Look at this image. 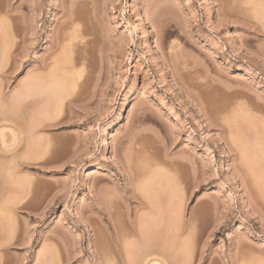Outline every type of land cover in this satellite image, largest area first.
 I'll return each instance as SVG.
<instances>
[{"label":"rangeland","instance_id":"1","mask_svg":"<svg viewBox=\"0 0 264 264\" xmlns=\"http://www.w3.org/2000/svg\"><path fill=\"white\" fill-rule=\"evenodd\" d=\"M0 38V264H127L145 185L190 230L140 263L264 264V0H0ZM82 48L61 98L20 97Z\"/></svg>","mask_w":264,"mask_h":264},{"label":"bare ground","instance_id":"2","mask_svg":"<svg viewBox=\"0 0 264 264\" xmlns=\"http://www.w3.org/2000/svg\"><path fill=\"white\" fill-rule=\"evenodd\" d=\"M263 1V0H262ZM262 6H263V4H261ZM260 6V5H259ZM256 7V6H255ZM262 9H263V7H262ZM255 11H257V8L255 9ZM263 16V15H262ZM152 22H153V25L154 26H156V23L152 20ZM1 39V38H0ZM1 41H2V39H1ZM3 42H1L0 43V52L2 53V55H4V54H7V51L9 50H7L6 48H3V47H5V46H2L3 44H2ZM2 44V45H1ZM2 46V47H1ZM6 52V53H5ZM4 53V54H3ZM87 54H88V52L85 50V49H79L78 50V52H77V54H76V56L75 57H67V56H65L64 54H62V55H60V56H56V57H52V61L50 62L49 60V58H46V59H43L42 60V62L35 68V71H33V75H31V83H30V81L29 80H27V82L29 83L28 85L26 84H24V85H22V88H21V90H20V97H24L25 95H27V92H28V89H29V87L31 86H33V87H36L38 90H42L43 92H47L46 90H49V91H51V93L53 92V94H55L57 97H59V98H61L62 97V89H63V83H62V79H65V78H67L68 80H71V79H74V74H76V73H74V68H75V63H76V61H79V62H83V61H85L86 60V58H87ZM1 55V54H0ZM1 55V56H2ZM51 58V57H50ZM35 72V73H34ZM71 78V79H70ZM23 84V83H22ZM33 87H32V89H33ZM37 90V91H38ZM36 91V92H37ZM31 92V91H30ZM1 94V93H0ZM8 116V115H7ZM33 119V118H32ZM29 122L30 123H28V125H26V126H28V129L27 130H29L30 131V134H32L33 136L34 135H36V133H37V131H38V128L40 127V125H41V123H39V121H36V120H29ZM50 126V125H49ZM27 128V127H26ZM3 128H2V132H1V134L2 133H4L3 132ZM29 134V135H30ZM15 136L17 137V135L15 134ZM38 136V135H37ZM0 137H1V135H0ZM4 137H5V135L4 134H2V141L4 142ZM3 145H4V143H3ZM1 146V145H0ZM1 148V147H0ZM18 155V154H17ZM0 157H1V155H0ZM9 157V156H8ZM15 158V156H13V159ZM8 159V158H7ZM10 159H11V157H10ZM12 159V160H13ZM1 160H3V157H2V159ZM21 160V159H20ZM5 161H6V159H5ZM9 161V160H8ZM3 162V161H2ZM14 162H15V160H14ZM13 162V163H14ZM20 162V161H19ZM9 163V162H8ZM3 165V164H2ZM4 165H5V163H4ZM7 165V164H6ZM10 165V164H9ZM16 165H17V163H16ZM15 165V166H16ZM13 169V168H12ZM10 170V172L12 171L13 172V170L15 169H13V170ZM5 170V169H4ZM144 171V170H143ZM148 171V170H147ZM14 174H12V176H13ZM149 175H150V171H149ZM167 183V182H166ZM146 184V183H145ZM148 185V184H147ZM166 185H168V184H166ZM143 185L141 184L140 185V187H142ZM146 186V185H145ZM144 186V188L143 189H141V188H137V189H140V191L139 190H137V189H134V190H132L133 191V194H131V196L127 199V203H128V206H127V208H128V210H129V214H133V212L134 213H136V215H137V213H139L140 212V210H142V209H148V211L147 212H145V213H142V214H140V215H138L137 216V221H136V226H135V224H132L133 225V227H132V225H131V231H133L132 229L135 227V230L134 231H136V232H134L133 231V236L135 235L136 237H135V239H133L132 238V240L134 241V244L132 243V240H131V242L129 241V239L131 238V237H129V239L127 238V241H124V240H126L125 239V237H127V236H129L128 234H130V233H126V232H129V231H127L125 228V230H126V232L125 233H123L122 232V236H120L119 237V240H121V243H119V245L121 244V246H122V250L121 251H124V256H126V257H124V258H126V260H127V264H136V262H138L139 264H142V263H140V262H142V261H145V259L147 260V256L149 257V256H151L152 255V251H150V249L152 250L153 249V247H154V249H156L157 248V246H156V248H155V246H154V244H153V242H152V244H151V242H150V240L151 241H153L155 238L157 239V242H156V240H154L155 241V243H157L158 244V237L156 236V233H157V231H159V230H163V229H165V232H167L166 233V237H167V234H170V237L168 236V238L166 239V237L164 238L165 240H162L163 239V232H164V230L162 231H160V232H162L161 233V235H160V232H159V236H160V241L162 240V244H161V242H160V244H161V247H162V245L163 246H166V247H164L165 249L166 248H168L167 249V251H169L170 252V250L171 249H174L175 247H177L178 245H180L179 243V241L181 240V239H179L181 236L180 235H182L184 232H186L185 230H186V227L187 226H185V223L184 222H180V220H178V218H181L182 219V216L181 217H176L175 216V213H177V211L179 210V207H178V203L179 202H177L178 200V196L179 197H181L180 195H178L179 193H177V196H176V193L174 194V192L172 193L171 192V194L169 193V197H168V201H167V207L168 208H170V211H169V219L167 220V223L165 224V222H163L162 221V217H163V215H162V209H163V207H161L162 206V200L161 199H159L160 198V196H162V195H160L159 196V193L161 192V190L160 191H158L157 192V190L155 189V191L157 192H150L149 190H153V189H151L150 187H148V188H150V189H146V193H148V195L146 194V193H144L143 194V192L144 191H141V190H145V187ZM149 186V185H148ZM152 187V186H151ZM164 187H165V185H164ZM171 187V186H170ZM136 188V187H135ZM167 188V187H166ZM178 189V188H177ZM135 190H137V192L135 191ZM172 190V189H171ZM173 191V190H172ZM142 192V193H141ZM162 192H163V190H162ZM138 193V194H137ZM153 193V194H152ZM158 196H157V195ZM168 195V194H167ZM166 195V196H167ZM159 197V198H158ZM3 199V198H2ZM167 199V198H166ZM166 199H165V202H166ZM4 200V199H3ZM5 201V200H4ZM0 203H2V201L0 200ZM134 204V203H136V205L134 206V205H132L131 206V204ZM5 204V206L7 205V203H4ZM4 204H3V206H4ZM169 205V206H168ZM1 204H0V208H1ZM181 206V205H180ZM177 207H178V210L176 211V209H177ZM181 208V207H180ZM2 210H4V209H2ZM1 210V211H2ZM127 210V211H128ZM109 212H111L110 210H109ZM108 211L105 213L106 214V216L108 215V217H106L105 216V218H110L111 217V213H109ZM114 217V216H113ZM112 219V218H111ZM110 219V220H111ZM164 220V219H163ZM116 221V220H115ZM112 222H113V219H112ZM118 222V221H117ZM134 222V221H133ZM132 222V223H133ZM163 223L165 224V225H163ZM117 226V227H116ZM118 226H120L121 227V224L120 225H118V224H116L115 225V230L116 229H118ZM119 227V228H120ZM128 227V226H127ZM149 227H151V228H153L154 229V227H158V228H160V229H158V228H156V230H155V232H154V234H155V238L153 237V240H152V238L150 239V238H148V236H150V235H154V234H152V230L149 228ZM123 228V227H122ZM121 228V229H122ZM121 229H119L118 231H117V233L118 232H121L122 230ZM151 230V233H150V230ZM187 229H188V227H187ZM147 230H149L148 232H149V234L147 233ZM167 230V231H166ZM190 230V228L187 230V231H189ZM124 231V230H123ZM165 232H164V235H165ZM125 234H127V236H125ZM186 234V233H185ZM148 235V236H147ZM158 235V234H157ZM125 236V237H124ZM184 236V235H183ZM122 237H124V240H122ZM183 238V237H182ZM118 240V241H119ZM184 240V239H183ZM129 241V242H128ZM1 242V241H0ZM181 243H182V240H181ZM2 244V243H1ZM1 244H0V246H1ZM118 244V243H117ZM134 245H136V246H134ZM149 245L151 246V247H149ZM114 246V245H113ZM133 246V248H130V247H132ZM138 248L139 249V251L140 252H142L143 250L146 252V249H149L148 250V252L150 253H145L144 251V253L142 254V253H140L139 251H137L140 255L139 256H137L136 257V250L134 249V248ZM160 247V246H159ZM158 247V248H159ZM114 248V247H113ZM121 248V247H120ZM136 248V249H137ZM163 248V247H162ZM133 249L135 250L134 252V254H133ZM161 249V248H160ZM165 249H163V250H165ZM170 249V250H169ZM115 250V249H114ZM157 250H159V249H157ZM157 250H155V252L156 253H158L157 252ZM162 250V249H161ZM162 250V251H163ZM154 251V250H153ZM174 251H175V249H174ZM173 251V252H174ZM165 251H163V254H165L164 253ZM169 252H168V254H169ZM172 252V251H171ZM172 252V253H173ZM160 253V252H159ZM162 253V252H161ZM167 253V252H166ZM147 254V255H146ZM149 254V255H148ZM171 254V253H170ZM169 254V255H170ZM135 255V256H134ZM155 255V254H154ZM174 255H175V253H174ZM156 256H158V255H156ZM161 256V255H160ZM159 256V257H160ZM167 256V255H166ZM138 257H140V258H138ZM173 257V256H172ZM171 257V258H172ZM176 258V257H175ZM125 260V261H126ZM151 260H153V261H158L156 258H151ZM151 260H148V262L149 261H151ZM172 260H174L173 258H172ZM110 261V260H109ZM118 261H121V260H119L118 259ZM140 261V262H139ZM111 262V261H110ZM137 263V264H138ZM111 264H113V262L111 263ZM117 264V263H116ZM144 264V263H143Z\"/></svg>","mask_w":264,"mask_h":264}]
</instances>
